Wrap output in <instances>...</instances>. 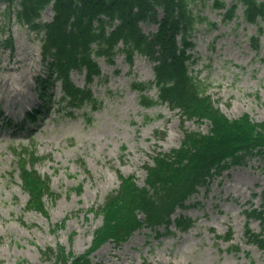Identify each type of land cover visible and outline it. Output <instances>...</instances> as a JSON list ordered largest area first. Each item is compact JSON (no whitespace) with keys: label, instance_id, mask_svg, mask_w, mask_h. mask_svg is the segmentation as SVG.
I'll return each instance as SVG.
<instances>
[{"label":"rangeland","instance_id":"rangeland-1","mask_svg":"<svg viewBox=\"0 0 264 264\" xmlns=\"http://www.w3.org/2000/svg\"><path fill=\"white\" fill-rule=\"evenodd\" d=\"M220 1L224 7L215 6ZM233 3H190L197 18L189 32L190 70L228 119L248 114L260 123L264 121V20L248 22L242 5L225 20ZM50 17L47 8L41 19L47 22ZM0 26L5 31L10 27L13 45L10 51L0 42V264H53L52 257L42 255L47 248H63L74 255L89 248L101 218L87 215V210L118 189V173L134 176L142 186L144 167L151 165L155 151L176 149L183 129L206 133L209 124L183 123L178 110L167 105L142 107L131 86L152 82L153 65L140 56L130 65L118 55L112 64L98 59L101 74L91 80L72 72L73 83L90 90V102L73 107L60 99L58 84L50 86L46 93L51 102L42 106L48 111H41L35 126L28 124L26 130L12 133L14 128L8 131L4 122L21 124L24 114L40 104L35 78L46 75L40 61L42 33L19 25L13 14L9 21L4 3H0ZM140 28L150 34L157 25L145 22ZM6 36L7 31L0 40ZM147 95L157 99L154 85ZM22 154L36 157L30 162L53 192L45 214L26 207L28 195L17 168ZM263 197L264 159L252 157L244 165L226 169L192 195L186 207L175 211L173 217L193 220L187 231L170 226L166 232L160 226L157 234L140 228L118 247L112 241L102 244L90 255V264H264V251L244 238L246 225L260 233L259 220L249 219L246 211L261 210ZM230 234L228 242L215 237Z\"/></svg>","mask_w":264,"mask_h":264},{"label":"trees","instance_id":"trees-1","mask_svg":"<svg viewBox=\"0 0 264 264\" xmlns=\"http://www.w3.org/2000/svg\"><path fill=\"white\" fill-rule=\"evenodd\" d=\"M191 1L0 0L6 4L8 18L15 13L18 23L36 32L44 30L41 54L42 62L46 63V78H37L36 86L45 101L51 100L46 93L49 86L59 82L62 99L75 106L81 105L90 99V94L73 85L72 71L85 69L89 78L99 74L96 57L111 62L120 52L131 61L134 54H138L154 64L157 89V100H153L143 93L147 84L133 86L139 91L142 106L166 102L170 107L180 109L187 119H205L211 125L205 134L185 131L179 148L168 153H155L152 165L146 167L144 186L139 187L132 177L120 176L119 189L108 195L97 209L90 208L89 213L94 216L102 215V223L93 232L90 248L78 256L61 248L56 252L48 248L42 254L53 256L54 264H90V254L102 244L112 241L118 247L141 227L156 231L164 225L168 231V226L173 224L178 230L187 231L192 225L190 218L180 215L171 219L176 208L184 207L188 198L199 188L208 186L222 171L246 164L254 156L264 158V121L255 123L247 114L228 120L213 106L205 95V86L190 72L191 55L187 54V48L192 43L189 32L197 19L189 9ZM234 1L227 10V18H231L240 3L248 22L264 19V3ZM50 3L53 21H37ZM216 5L224 7L222 2H216ZM159 11L161 18H158ZM140 22L157 23L158 29L145 35L139 28ZM5 42L11 46L10 36ZM38 116L35 109L27 113L26 118L32 120ZM29 159L19 167L22 187L29 198L27 206L45 214L44 202L52 192L48 182L33 170L32 165L27 167ZM263 213L264 210L246 212L248 218L261 221L262 234H255L249 228L244 233L247 241L261 250H264Z\"/></svg>","mask_w":264,"mask_h":264}]
</instances>
